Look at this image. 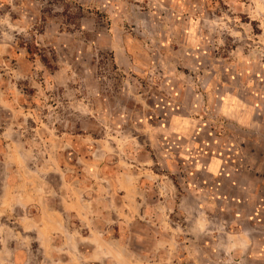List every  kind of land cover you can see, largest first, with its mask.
<instances>
[{
    "label": "rangeland",
    "instance_id": "rangeland-1",
    "mask_svg": "<svg viewBox=\"0 0 264 264\" xmlns=\"http://www.w3.org/2000/svg\"><path fill=\"white\" fill-rule=\"evenodd\" d=\"M232 74L264 77V0H0V264H259L166 130Z\"/></svg>",
    "mask_w": 264,
    "mask_h": 264
},
{
    "label": "crops",
    "instance_id": "crops-1",
    "mask_svg": "<svg viewBox=\"0 0 264 264\" xmlns=\"http://www.w3.org/2000/svg\"><path fill=\"white\" fill-rule=\"evenodd\" d=\"M235 79L232 74L226 88L210 93L213 115H204V99L195 93L197 115H176L166 130L192 139L193 163L206 175L197 179V218L230 217L221 228L224 247L264 264V77ZM205 240L204 248L223 246Z\"/></svg>",
    "mask_w": 264,
    "mask_h": 264
}]
</instances>
